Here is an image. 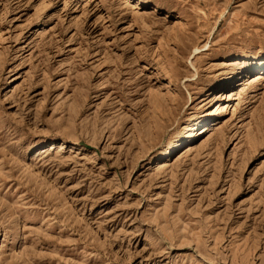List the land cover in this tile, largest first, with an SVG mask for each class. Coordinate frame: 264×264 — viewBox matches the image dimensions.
<instances>
[{
	"label": "rangeland",
	"instance_id": "obj_1",
	"mask_svg": "<svg viewBox=\"0 0 264 264\" xmlns=\"http://www.w3.org/2000/svg\"><path fill=\"white\" fill-rule=\"evenodd\" d=\"M0 264H264V0H0Z\"/></svg>",
	"mask_w": 264,
	"mask_h": 264
},
{
	"label": "bare ground",
	"instance_id": "obj_2",
	"mask_svg": "<svg viewBox=\"0 0 264 264\" xmlns=\"http://www.w3.org/2000/svg\"><path fill=\"white\" fill-rule=\"evenodd\" d=\"M234 81L233 80H230V81H226V80H223L222 82H221V85H220V87H226V88H230L231 86H233L234 85ZM225 89V88H224ZM219 94L218 93H215L214 94V97H213V100H216V99H219V98H222V99H226V98H228L227 96H225L224 97V95H221V96H218ZM187 130H191L190 128H188ZM188 135L189 134H185V135H183L182 136V139H186V138H188ZM179 143L178 142H176V143H172V144H170L169 145V147H168V149L169 150H175L179 145H178ZM168 149L166 150V151H168ZM165 153H167V152H165ZM164 153V154H165Z\"/></svg>",
	"mask_w": 264,
	"mask_h": 264
}]
</instances>
